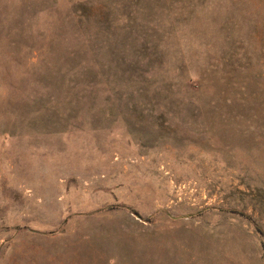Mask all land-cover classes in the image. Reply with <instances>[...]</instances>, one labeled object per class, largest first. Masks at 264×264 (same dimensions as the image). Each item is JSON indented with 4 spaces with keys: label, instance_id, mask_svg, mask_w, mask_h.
Masks as SVG:
<instances>
[{
    "label": "rangeland",
    "instance_id": "374dc122",
    "mask_svg": "<svg viewBox=\"0 0 264 264\" xmlns=\"http://www.w3.org/2000/svg\"><path fill=\"white\" fill-rule=\"evenodd\" d=\"M0 264H264V0H0Z\"/></svg>",
    "mask_w": 264,
    "mask_h": 264
}]
</instances>
